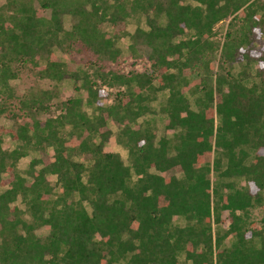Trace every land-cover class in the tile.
Returning <instances> with one entry per match:
<instances>
[{
  "label": "trees",
  "instance_id": "trees-1",
  "mask_svg": "<svg viewBox=\"0 0 264 264\" xmlns=\"http://www.w3.org/2000/svg\"><path fill=\"white\" fill-rule=\"evenodd\" d=\"M0 118V264H264V0H2Z\"/></svg>",
  "mask_w": 264,
  "mask_h": 264
},
{
  "label": "rangeland",
  "instance_id": "rangeland-1",
  "mask_svg": "<svg viewBox=\"0 0 264 264\" xmlns=\"http://www.w3.org/2000/svg\"><path fill=\"white\" fill-rule=\"evenodd\" d=\"M2 2V0H0V3ZM69 20L70 18H66L65 19V25L68 27L69 26ZM139 20V22H138ZM228 20H224L222 22H220L218 24L219 30L221 33L224 32L225 28H226V24H227ZM141 25L144 26V20L143 18H131L128 22L127 25V29L129 32H132L134 30V28L137 25ZM128 38H122L118 45L121 48L122 51V57L120 59V66H117L119 68L122 67V69L124 70H128L131 67V62L132 59L129 57L128 54V48H127V44H128ZM75 60L78 62V64H82L85 60H86V55L84 56H79V55H75ZM147 63L143 60H137L133 66L134 68L140 70L142 69ZM110 67H116V65H110ZM12 84L14 85V90L15 93L17 94V96H22L25 93H27L30 89H35V88H48L50 87V85H52V82L48 81V80H43V79H38L37 77H35V75L28 73L26 71H23L19 78L12 81ZM59 90V97L63 98V97H67L69 95H76L77 92L74 91V86L72 84V82L70 80H65L64 82L61 83V85H59L58 87ZM85 93L83 92L81 95L83 96ZM159 99L157 101L152 102L153 108L155 109V111L153 113H149L148 115H146L145 117L147 119L150 120L151 124L153 126L156 127V134H157V138L159 136H162L165 131L163 128V121H164V115L158 110V105H159V100L163 98V93L159 94ZM109 102V99H108ZM10 121L8 119L5 118H0V124L4 125V126H9L10 125ZM109 126L111 127L113 134L110 136L109 140L106 142L105 144V149L107 151H117L121 154L123 160L125 163H127V150L122 147L121 145H119L118 143H116L115 141V131L116 128L115 126L110 122ZM167 135H170V132L166 133ZM4 145L6 147H12L13 143L11 141H9V138H5V142ZM34 156L33 153H30L29 155L23 157L20 159L19 163H18V167L20 171H23L24 169L27 168L28 166V162L30 160V158ZM49 179L53 182L55 180L54 176H50ZM226 213V212H225ZM250 218L256 222V225H261V219L264 218V208H261L260 206H255L251 209L250 212ZM176 223H180L182 224L184 222L183 219L180 218H175L174 220ZM47 227H42L41 229H39L37 232L40 235H45L47 233ZM180 257H182V255H180Z\"/></svg>",
  "mask_w": 264,
  "mask_h": 264
}]
</instances>
